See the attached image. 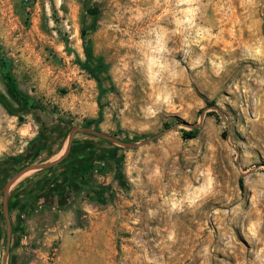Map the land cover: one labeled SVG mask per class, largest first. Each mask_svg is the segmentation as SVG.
I'll use <instances>...</instances> for the list:
<instances>
[{
    "label": "rangeland",
    "instance_id": "obj_1",
    "mask_svg": "<svg viewBox=\"0 0 264 264\" xmlns=\"http://www.w3.org/2000/svg\"><path fill=\"white\" fill-rule=\"evenodd\" d=\"M93 119L123 141L163 134L26 215L5 264H264V0H0V162L41 124L61 138L37 163L55 160Z\"/></svg>",
    "mask_w": 264,
    "mask_h": 264
},
{
    "label": "flooded vegetation",
    "instance_id": "obj_2",
    "mask_svg": "<svg viewBox=\"0 0 264 264\" xmlns=\"http://www.w3.org/2000/svg\"><path fill=\"white\" fill-rule=\"evenodd\" d=\"M83 127L93 128V125H84ZM60 133L61 131H59L56 124H51V126L41 124L38 134L32 141H29L27 148L23 151L24 155L16 159H9L4 165L0 166V191L3 195L0 201V229L3 231L0 234V244H5L6 250L8 245L10 246L7 257H9L11 248L18 239L17 229L23 226V218L26 215L32 214L42 207H55L59 205L61 200L71 201L72 196L79 189L78 186L89 183L94 174L93 170L97 163V160H95L97 155L94 151H90V154L85 157L73 155L74 142L72 141L68 154L59 163L70 164L68 173L73 177V180L70 181L66 176L56 179L55 174L49 172L48 177L43 180L38 179V176H34L33 180L21 182L16 190H11L21 176L12 183L6 196L5 186L10 179L26 166L37 163L40 155L48 153L55 140L61 138ZM52 167L42 170H49ZM5 198H7L6 204L4 203ZM9 226L10 233L8 232Z\"/></svg>",
    "mask_w": 264,
    "mask_h": 264
},
{
    "label": "trees",
    "instance_id": "obj_3",
    "mask_svg": "<svg viewBox=\"0 0 264 264\" xmlns=\"http://www.w3.org/2000/svg\"><path fill=\"white\" fill-rule=\"evenodd\" d=\"M90 12L96 14V13H98V9L91 8ZM83 35L84 36L86 35V31H83ZM85 53H86V56H87V63L85 65V67L88 68L90 70V72H93L94 69L89 67V62L93 58V51H92V48L89 45H86ZM97 62H98L97 63L98 66H103V63H102L100 58H98ZM5 78L8 81V89H9L10 93L13 96L19 98L24 104H28L29 103L28 97H26L25 95H23L19 91L18 86H17V81H16V79H15V77L12 74L11 71H6L5 72ZM98 83L101 86V80L100 79H98ZM209 104L213 105L214 102L211 101V102H209ZM99 122H100V119H93V120L89 121L86 125H89V126L90 125H95L94 126L95 129H99L98 126H97V124ZM196 134H197V129H194L193 131L185 132V135H186L187 138H194V137H196ZM95 146H96L95 144L92 145V143H88V141H87L83 145L78 146L77 149H75V147H74V149L76 151L74 150L75 152H74L73 155H82L83 157L88 156L90 154V151H94L95 152V149H94ZM121 148H123V147H115L114 149H110V150H107V151H102V152H99V153H95L97 155V157L95 159V160H97V163H96V165L94 167L93 172L97 170L100 173L104 174V173L108 172L109 169H111V167L113 166L114 163L119 165L120 162H121V154H120L121 153ZM23 155H24V153H21V154H19L17 156L10 157L9 159H16V158H19V157H21ZM5 163H6V161H1L0 162V166H2V164L4 165ZM60 164H64V169L62 171H55L54 172L55 178L56 179H60V178H64L66 176V178L68 177V179L70 181L73 180L72 179L73 177L70 176L69 173H68L70 171V164L69 163H59L58 165H60ZM58 165H56L55 167H57ZM55 167H52L51 169H49L47 171L52 172V171H54ZM121 175H122V173H121V171L119 170V167H118V169H117V177L121 178ZM240 182L243 185V178H241ZM95 193H96V191H95ZM99 193L101 194V193H103V191H99ZM21 229H22V227L17 229V232H19V230H21ZM2 232L3 231L0 229V234H2ZM17 242H18V239L16 240L15 243H17ZM14 244H13L12 248L14 247Z\"/></svg>",
    "mask_w": 264,
    "mask_h": 264
},
{
    "label": "water",
    "instance_id": "obj_4",
    "mask_svg": "<svg viewBox=\"0 0 264 264\" xmlns=\"http://www.w3.org/2000/svg\"><path fill=\"white\" fill-rule=\"evenodd\" d=\"M84 131V132H88V133H91L93 135H96V136H99V137H102V138H106V139H109L110 141H112L113 143L115 144H118L119 146L123 147V148H135V147H139L141 145H144L158 137H160L163 133H157L147 139H144L142 141H137V142H132V141H123L122 139H119L118 137H116L115 135H111V134H108V133H105L99 129H95V128H90V127H75L71 130L70 132V135H69V138H68V145L63 153V155H61L60 157H58L57 159L55 160H52V161H48L46 163H41V164H38V163H33V164H30L28 166H26L25 168H23L21 171H19L14 177H12L10 179V181L8 182V184L5 186V194L7 196V194L9 193L10 191V187L12 185V183L20 178L21 176L25 175L26 173L30 172V171H34V170H39V169H45V168H48V167H52L54 166L55 164L59 163L60 161H62L64 159V157L68 154L69 150H70V145H71V142H72V137L73 135L77 132V131ZM7 202V198H5L4 200V203L6 204ZM10 226L8 228V232L10 233ZM10 251V246L8 245L7 247V250H6V254H5V260H6V256H8V253Z\"/></svg>",
    "mask_w": 264,
    "mask_h": 264
},
{
    "label": "crops",
    "instance_id": "obj_5",
    "mask_svg": "<svg viewBox=\"0 0 264 264\" xmlns=\"http://www.w3.org/2000/svg\"><path fill=\"white\" fill-rule=\"evenodd\" d=\"M33 178H34V176H32V177H27V179H23V181H19V180H20V179H19V180L16 182V184H15L16 187L14 186L11 190H14V189L16 190V189L18 188V185L21 184V182L23 183V182H26V181H31V180H33ZM18 182H19V183H18ZM5 261H6V260L4 259V264H5Z\"/></svg>",
    "mask_w": 264,
    "mask_h": 264
}]
</instances>
